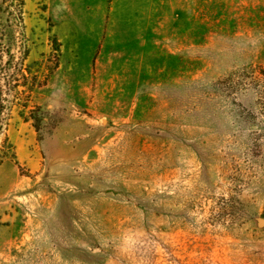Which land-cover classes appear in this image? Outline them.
Masks as SVG:
<instances>
[{
    "label": "rangeland",
    "instance_id": "obj_1",
    "mask_svg": "<svg viewBox=\"0 0 264 264\" xmlns=\"http://www.w3.org/2000/svg\"><path fill=\"white\" fill-rule=\"evenodd\" d=\"M0 24V264H264V0H20Z\"/></svg>",
    "mask_w": 264,
    "mask_h": 264
},
{
    "label": "trees",
    "instance_id": "obj_2",
    "mask_svg": "<svg viewBox=\"0 0 264 264\" xmlns=\"http://www.w3.org/2000/svg\"><path fill=\"white\" fill-rule=\"evenodd\" d=\"M0 3L4 4L6 7L9 5H14L16 3H19L20 5V0H0ZM14 27V26H13ZM5 29L1 24H0V109L3 107V99H2V81L4 80V74L6 72L5 66L8 65L9 68L16 72H21L22 71V63L20 58H15V55H13V52L11 51V45L16 42V35L15 34H10L7 35L5 34ZM6 57L7 61L3 62V58ZM17 75L12 76V81H11V88L14 93V102L18 99L17 95L19 92L17 91V88L19 86V82L16 79ZM14 106V104H13ZM0 119L1 116H0Z\"/></svg>",
    "mask_w": 264,
    "mask_h": 264
},
{
    "label": "water",
    "instance_id": "obj_3",
    "mask_svg": "<svg viewBox=\"0 0 264 264\" xmlns=\"http://www.w3.org/2000/svg\"><path fill=\"white\" fill-rule=\"evenodd\" d=\"M262 223H263V222L261 221V222H260V225H262Z\"/></svg>",
    "mask_w": 264,
    "mask_h": 264
}]
</instances>
